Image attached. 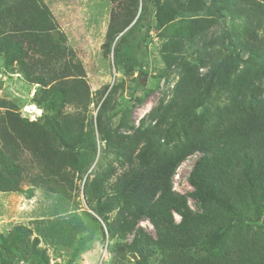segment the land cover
I'll return each mask as SVG.
<instances>
[{"label": "trees", "instance_id": "1", "mask_svg": "<svg viewBox=\"0 0 264 264\" xmlns=\"http://www.w3.org/2000/svg\"><path fill=\"white\" fill-rule=\"evenodd\" d=\"M173 9L160 12V28L167 24L166 69L179 71L174 97L156 110L153 125L135 130L121 122V129L134 132L125 135L106 127L108 88L95 126L85 124V113L64 111L69 104L87 111L92 101L85 71L67 60L70 51L57 36L49 7L38 0H0V51L40 86L34 101L49 113L43 124L6 113L0 140L14 146L19 161H6L0 150V191H19L25 174L36 187L70 199L77 191L76 176L89 173L101 141L118 166L87 178L83 188L102 234L118 240L114 264L129 255L135 264H264V223L259 226L264 219V4L183 0ZM178 16L185 17V26L178 24L181 20L174 23ZM134 18L116 14L108 40L113 43ZM215 25L223 27V36L209 45L219 49L209 52V43L203 47L200 41ZM184 41L190 42L189 52L183 53ZM186 53L196 56L198 67ZM200 69L207 73L202 76ZM143 102L138 98L136 105ZM170 119L180 125L174 128ZM196 153L200 156L188 176L193 191L187 194L197 203L195 213L188 196L175 192L173 177ZM143 220L151 223L154 236L139 227ZM62 224L38 221L36 229L45 243H55ZM31 235V229L17 226L0 245V264H49L41 238L30 242Z\"/></svg>", "mask_w": 264, "mask_h": 264}, {"label": "rangeland", "instance_id": "2", "mask_svg": "<svg viewBox=\"0 0 264 264\" xmlns=\"http://www.w3.org/2000/svg\"><path fill=\"white\" fill-rule=\"evenodd\" d=\"M51 10L57 26V36L63 39V44L69 49L68 61L71 64L79 63L85 71V82L89 88L90 104L87 111L79 109L74 104L66 105L65 112L70 114L85 113V124L93 122L99 104L106 98L107 92L112 90V99L106 118V127L109 131L119 128L121 134L133 135V131L121 129V122L127 123L135 130L141 125H153L156 110L165 107L174 97L175 88L180 80L179 71L175 68L166 69L163 60V49L167 42L165 24L160 28L163 9H177L179 1L183 0H38ZM264 4V0H257ZM159 3V4H158ZM158 4V5H157ZM174 10V9H173ZM125 13L133 16L134 22L117 35L112 42L108 40V28L111 19L116 14ZM178 16L174 23L181 20L185 26L184 18ZM239 25L241 24L238 21ZM177 24V25H178ZM223 36L221 25L213 26L200 38L201 45L209 52L212 41ZM186 44L185 52L190 50V42ZM188 60L196 67V56ZM29 64V62H28ZM145 72L141 74L140 70ZM203 76L206 69H200ZM261 86L264 89V80ZM106 91L102 98L103 92ZM116 88V90H114ZM40 86L30 83L20 71L16 61L6 59L0 51V120H9L6 113H14L30 122L43 124L47 110L34 101L39 94ZM102 98V100H101ZM144 99L143 104L136 105L137 100ZM221 104L222 102H218ZM216 103V104H217ZM130 114L127 112L132 108ZM219 106V105H218ZM126 119V121H123ZM175 128L179 122L170 119ZM5 124L3 128L9 129ZM118 127V128H117ZM99 139V135H96ZM172 143L171 146H174ZM101 151L94 160L93 165L83 179L76 176L77 191L70 199L61 195L49 194L36 187L24 174L19 191H0V245L13 233L17 226H24L32 231L30 242L40 237L36 229L38 221L62 222L60 236L55 243H45L41 238L40 247L46 249L49 264H114L116 256L115 244L118 240L110 241L107 234H102L101 220L91 210L83 186L87 178L91 181L95 176L101 175L110 167H117L115 156L105 151V143L98 141ZM13 145L0 140V150L5 153L6 161L18 162L14 159ZM200 154L189 156L177 169L173 177V188L177 194H191L193 187L188 182V176L193 169ZM0 162V171L2 168ZM93 172V173H91ZM115 179L111 182L114 183ZM188 196V205L193 212H199L197 203ZM116 212L112 214L115 218ZM176 222L180 216L174 214ZM96 218V219H94ZM263 219V218H262ZM261 219V226L264 219ZM139 227L154 236L155 230L147 220L140 221ZM132 236L128 237V241ZM1 252V247H0ZM122 256V255H119ZM119 264H135L136 259L131 255L125 259L118 258ZM159 264V262H155Z\"/></svg>", "mask_w": 264, "mask_h": 264}]
</instances>
